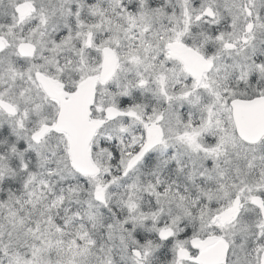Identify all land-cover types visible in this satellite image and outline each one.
I'll return each instance as SVG.
<instances>
[{"label": "snow or ice", "instance_id": "snow-or-ice-1", "mask_svg": "<svg viewBox=\"0 0 264 264\" xmlns=\"http://www.w3.org/2000/svg\"><path fill=\"white\" fill-rule=\"evenodd\" d=\"M0 264H264V0H0Z\"/></svg>", "mask_w": 264, "mask_h": 264}]
</instances>
